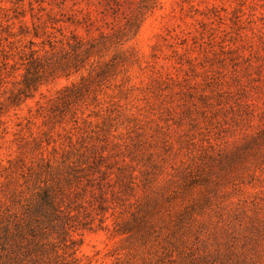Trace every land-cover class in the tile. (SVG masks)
Returning <instances> with one entry per match:
<instances>
[{"label": "rangeland", "instance_id": "obj_1", "mask_svg": "<svg viewBox=\"0 0 264 264\" xmlns=\"http://www.w3.org/2000/svg\"><path fill=\"white\" fill-rule=\"evenodd\" d=\"M67 6L62 9L59 0H0V199L10 163L22 154L33 156L35 142L51 150L53 144L46 145L50 135L57 145L77 141L107 109L113 110V140L121 150L138 140L146 155L164 159L158 189L184 167L200 164L203 156L233 150L264 129V0H158L138 34L120 45L135 53L132 63L76 105L77 122L67 114L53 125L39 113L61 89L78 82L79 74L48 81L20 104H11L8 98L18 93L23 79L22 49L45 45L48 50L50 43L60 49L72 34L87 39L110 31L106 25L112 19L102 20L95 5ZM77 19L86 24L77 25ZM201 94L208 99L201 100ZM259 165L244 184L230 188L226 203L239 216L232 231L236 251H245L240 264H264V160ZM112 222L109 217L107 229L74 234L80 264H143L148 259L149 264H190L179 254L181 248L166 246L165 228L157 253L134 251ZM158 226L159 231L163 224ZM188 242L191 246L193 239Z\"/></svg>", "mask_w": 264, "mask_h": 264}, {"label": "trees", "instance_id": "obj_2", "mask_svg": "<svg viewBox=\"0 0 264 264\" xmlns=\"http://www.w3.org/2000/svg\"><path fill=\"white\" fill-rule=\"evenodd\" d=\"M68 2L69 9L81 2L95 5L102 20L112 19L106 25L110 31L99 30L98 36L87 39L72 34L60 49L52 43L48 50L45 45L22 49L21 87L8 98L18 105L40 85L79 74L78 82L65 86L41 108L39 114L53 125L62 123L67 114L77 122L76 105L126 70L135 53L121 50L120 45L133 39L158 7V0H59L60 7L67 8ZM73 22L86 24L79 19ZM106 112L77 141L69 138L67 145H57L50 135L46 145L53 144L51 150L43 141L35 142L33 156L22 154L7 167L0 199V264H80L74 234L107 229L109 217L113 230L125 235L130 250L147 248L157 253L159 232L165 228L166 246L181 248L179 254L187 256L190 264H240L245 251H236L232 231L239 216L226 203L230 191L254 176L259 164L263 166L264 129L233 150L203 156L200 164L184 167L158 189L164 159L158 162L146 155L138 140L121 150L113 140V110ZM167 142L164 137L165 153L170 151ZM159 224L163 226L158 231Z\"/></svg>", "mask_w": 264, "mask_h": 264}]
</instances>
